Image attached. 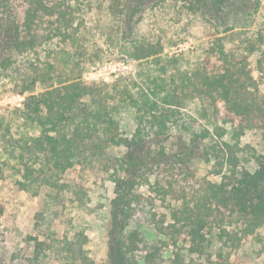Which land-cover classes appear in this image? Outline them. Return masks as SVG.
<instances>
[{
	"label": "rangeland",
	"instance_id": "obj_1",
	"mask_svg": "<svg viewBox=\"0 0 264 264\" xmlns=\"http://www.w3.org/2000/svg\"><path fill=\"white\" fill-rule=\"evenodd\" d=\"M68 1L72 5L70 10L75 8L78 15L76 25L69 30L71 37L65 38L62 33L36 50L14 53V63L1 68L0 264H64L65 258L57 253L79 231L88 236L85 248L94 264H109L110 202L114 195L109 173L96 167H72L55 178L57 186L43 178L31 181L24 177V163L32 161L30 155L18 158L20 150L11 152L5 140L10 136H5L7 123L16 138L39 133L26 127L19 111L15 112L24 106L29 91L39 93L51 85L81 80L101 93L109 107L114 108L126 135H131L140 121L156 132L161 127L159 120L163 119L166 128L162 138L189 141L194 133L209 131L211 136L202 139L204 146L219 137L217 129L228 130L224 137L227 139L236 127L225 101L219 96L193 91L197 69L213 74L224 71L225 62L217 53L220 44L229 53L230 61L226 63L235 75L246 84H251L246 80L251 75L254 79L251 88L259 97L264 96V0L258 9L253 6L251 10L230 4L221 13L223 22L191 9L186 0H139L140 7L138 0ZM129 7L140 10L128 17L127 11H122ZM222 23L232 29L223 31ZM145 41H160L163 56L148 62H137L127 56L129 72L108 81L91 78L94 69L104 61L118 58L125 46ZM186 41H192L194 49H186ZM140 69L166 79L163 87L173 93L177 102L161 104L155 114L145 110L142 102L137 104L143 87H135L130 80ZM32 81H36L33 86ZM19 95L23 97L21 105ZM240 146L241 166L254 169L257 158L264 155L260 131L247 130ZM124 152L115 148L109 154L118 157ZM198 154L197 149L196 160L186 170L183 167L172 170L177 180L166 193L158 191L154 183L142 185L138 190L130 227L141 232L139 253L144 255L157 248L165 258L173 259L177 253L190 255V246L200 242L192 243L189 232L192 222L186 217L202 209L204 214H214L205 215L206 225L202 229L205 250L192 253L197 263L209 264L212 256L213 260L222 261L220 264H264V225L248 233L242 217L228 216L225 210L213 207L208 209L211 205L206 201L205 183L215 175L211 163ZM21 181H26L28 188L23 189ZM226 228L230 234H226ZM37 243H42L40 248H36ZM36 250L40 254L38 259ZM161 264L171 263L161 261Z\"/></svg>",
	"mask_w": 264,
	"mask_h": 264
},
{
	"label": "trees",
	"instance_id": "obj_2",
	"mask_svg": "<svg viewBox=\"0 0 264 264\" xmlns=\"http://www.w3.org/2000/svg\"><path fill=\"white\" fill-rule=\"evenodd\" d=\"M186 1L191 9L200 10L222 22L221 13L230 4H236L243 10L258 9L261 4V0ZM71 7L68 0H0V75L1 68H8L14 63V53L25 54L36 50L39 45L52 41L54 36L62 33L65 38H70L69 30L76 25L78 18L75 8L70 10ZM123 10L122 13L127 11L126 15L132 17L138 9L129 7ZM221 25L223 31L232 29L224 23ZM219 46L217 53L225 62L224 71L213 74L199 68L194 73L196 78L192 84L197 94L219 96L225 101L231 120L236 121V127L227 139L224 137L228 130L222 127L217 129L219 137H214L213 143L210 140L205 146L202 139L209 137V134L211 136L209 131L208 134L194 133L189 141L183 138L169 141L161 137L166 128L163 119L159 120L161 127L156 132L140 121L134 132L126 135L121 118L114 108L109 107L101 93L81 80L51 85L39 93L29 91L24 106L16 108L15 112L19 111L26 127L39 131L37 135L16 138L12 136L10 123H7L5 136H10L5 140L11 152L15 153L19 149L21 153L18 158L22 159L30 155L32 161L24 163V177L31 181L33 178H43L57 186L55 178L72 167H96L109 173L114 184V195L110 202L112 228L109 231V264H161V261L171 264H206L197 263L192 253L204 252L206 238L202 229L206 225L205 215L213 216L214 212L204 214L200 209L194 216L186 217L192 222L189 231L192 243L196 244L197 240L200 243L190 246V255L177 253L173 259L165 258L157 248L144 255L139 253L141 232L130 227L135 203L139 198L138 190L142 185L154 183L158 191L165 193L174 188L177 179L172 170L189 168L197 158V149L199 157L211 163L215 175L204 184L206 201L211 205L208 209L213 207L221 212L225 210L228 216L236 214L242 217L246 221L248 233L264 225V155L257 158L254 169L242 167L240 157V141L247 130H259L264 139V96L259 97L251 88L254 83L251 75L246 80L252 85L235 75L232 67L226 63L230 61L229 53L221 44ZM163 52L164 46L160 41L135 42L125 46L115 59L131 58L137 62H148L158 60ZM130 81L135 87H143L137 104L142 102L145 110L153 114L161 104L172 105L177 102L173 93L164 89L166 79L160 75L153 76L140 69ZM35 82L32 81L31 86ZM144 84L147 86L144 87ZM115 148L123 149L124 154L112 157L109 151ZM153 179L155 182H152ZM21 182L23 189L28 188L26 181ZM224 231L230 234L228 228ZM87 241L85 231H79L60 245L57 255L65 258L64 264H94L85 248ZM40 244L37 243L36 248H40ZM35 254L38 259L40 254L37 250ZM220 262L213 260L212 256L208 259L209 264Z\"/></svg>",
	"mask_w": 264,
	"mask_h": 264
},
{
	"label": "built area",
	"instance_id": "obj_3",
	"mask_svg": "<svg viewBox=\"0 0 264 264\" xmlns=\"http://www.w3.org/2000/svg\"><path fill=\"white\" fill-rule=\"evenodd\" d=\"M187 49H194V44L192 41H186L184 43ZM131 70L130 62L126 59H111L104 61L102 64L98 66V68L94 69L91 73V78H102L106 81L111 80L115 76H119L121 74H125ZM19 98L21 100L19 105H21L23 97L22 95H19Z\"/></svg>",
	"mask_w": 264,
	"mask_h": 264
}]
</instances>
